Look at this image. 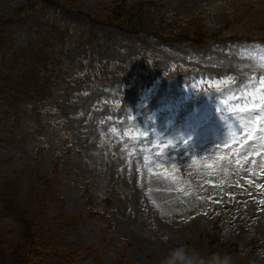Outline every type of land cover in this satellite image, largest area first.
I'll use <instances>...</instances> for the list:
<instances>
[{"label":"rangeland","instance_id":"obj_1","mask_svg":"<svg viewBox=\"0 0 264 264\" xmlns=\"http://www.w3.org/2000/svg\"><path fill=\"white\" fill-rule=\"evenodd\" d=\"M0 39L4 239L17 197L70 217L78 264H264V0H0Z\"/></svg>","mask_w":264,"mask_h":264},{"label":"trees","instance_id":"obj_2","mask_svg":"<svg viewBox=\"0 0 264 264\" xmlns=\"http://www.w3.org/2000/svg\"><path fill=\"white\" fill-rule=\"evenodd\" d=\"M120 9L121 8H118L116 10ZM122 9H124L123 6ZM122 11L123 12H121L120 16H123V13H126L125 10ZM113 17L114 19H112V21L118 20L116 19L115 14ZM64 35L65 34H62L61 36L64 37ZM54 53L51 54L49 51L44 50L45 60L42 62V64H45L47 60L48 62L52 61L56 64L60 53L59 55H55ZM50 56L52 58H50ZM38 69L36 70L34 66H30L29 68L23 70L21 73L16 74V77H19L16 82V86H18L19 88L23 86V83L26 82L28 76L34 78L28 85V88L26 90L27 94L25 92H22L21 90L18 91L20 97L23 98L24 102L29 104L35 102V100L38 98L50 96L51 87L54 85L53 81L45 78V75L41 76L40 74H38V72L36 73L35 77L34 73L38 71ZM4 71L6 70H2L0 68V96H3V98H7L10 97L9 90L10 88L13 89L12 87H15V82H8L11 81L9 78L13 77L11 74H9V72L6 73ZM16 99L17 97H14L13 101H15ZM3 187L8 191V194L13 195V191L10 190V188H12L10 185L5 184V186ZM35 188L36 191H39L37 192V196L43 193L41 190L47 191L48 189L47 187L44 188L43 186H36ZM32 189H25V191L20 194L22 198L24 199L27 196H31V193L33 192ZM16 200L20 201V208L22 212L20 213V217L17 219V224L10 231L14 239L13 241H8L0 235V247L4 248L6 253L8 250H10L9 255L11 258L15 259L17 264H78V258L83 248H80L76 244L65 243L59 236V230L63 227L62 225L65 224L64 222L70 224V221L68 220L70 219V217H68L64 213H61L52 219H49L48 217L43 218V215L33 210L36 209V206L33 207L32 202L27 205L26 202L24 200H21L20 198L16 197ZM41 205L43 210H45L46 205ZM201 251L202 250L200 248L198 252ZM91 254L96 255V252H91ZM216 258V256L211 255L210 257H208L209 261H206L202 258L201 255H196L195 262L193 264H214ZM94 261H97V264H103L97 258H95ZM114 264L136 263L128 260L126 262L120 261Z\"/></svg>","mask_w":264,"mask_h":264},{"label":"snow or ice","instance_id":"obj_3","mask_svg":"<svg viewBox=\"0 0 264 264\" xmlns=\"http://www.w3.org/2000/svg\"><path fill=\"white\" fill-rule=\"evenodd\" d=\"M260 107H262L261 105H257V104H254L253 105V108L255 109V108H260Z\"/></svg>","mask_w":264,"mask_h":264}]
</instances>
